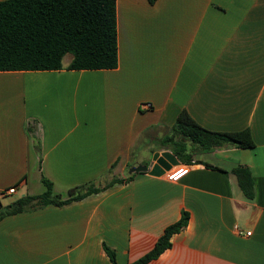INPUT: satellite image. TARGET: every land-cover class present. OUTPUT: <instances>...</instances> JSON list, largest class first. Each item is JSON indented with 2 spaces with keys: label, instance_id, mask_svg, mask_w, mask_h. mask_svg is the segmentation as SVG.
<instances>
[{
  "label": "crops",
  "instance_id": "0c3cea01",
  "mask_svg": "<svg viewBox=\"0 0 264 264\" xmlns=\"http://www.w3.org/2000/svg\"><path fill=\"white\" fill-rule=\"evenodd\" d=\"M116 4L117 68L69 70L63 58L58 71H0V208L43 194L42 178L66 199L155 164L156 152L173 153L161 140L183 110L213 132L250 129L255 146L198 152L175 183L139 172L72 204L7 216L0 264H114L104 245L132 264L183 211L189 224L149 264H264V0ZM240 166L254 200L238 186Z\"/></svg>",
  "mask_w": 264,
  "mask_h": 264
},
{
  "label": "trees",
  "instance_id": "16d2710c",
  "mask_svg": "<svg viewBox=\"0 0 264 264\" xmlns=\"http://www.w3.org/2000/svg\"><path fill=\"white\" fill-rule=\"evenodd\" d=\"M116 0H4L0 1V71H58L62 60L72 54L69 70H110L118 66ZM250 129L240 132H213L196 123L183 110L175 125L161 140L185 164L198 152H208L230 143L240 149L253 148L255 143ZM211 167V165L206 164ZM220 170L217 167H211ZM244 197L255 199L256 191L251 171L243 166L233 169ZM112 178L106 185H87L62 199L54 193L53 184L42 178L46 190L39 196H26L13 204L0 208V220L20 212L45 205L64 206L100 193L115 184L129 182ZM190 221L183 211L178 222L167 227L155 247L132 264H149L172 248V237L182 231ZM110 260L117 264L116 253L103 246Z\"/></svg>",
  "mask_w": 264,
  "mask_h": 264
},
{
  "label": "water",
  "instance_id": "95a60500",
  "mask_svg": "<svg viewBox=\"0 0 264 264\" xmlns=\"http://www.w3.org/2000/svg\"><path fill=\"white\" fill-rule=\"evenodd\" d=\"M155 164L150 166L138 165L130 170V174L134 173H148L151 176L160 177L167 171L171 170L173 166L180 164L179 159L170 151H158L152 156Z\"/></svg>",
  "mask_w": 264,
  "mask_h": 264
},
{
  "label": "built area",
  "instance_id": "2783aa9c",
  "mask_svg": "<svg viewBox=\"0 0 264 264\" xmlns=\"http://www.w3.org/2000/svg\"><path fill=\"white\" fill-rule=\"evenodd\" d=\"M150 107H152L151 106V104H143V107L142 108H144L145 110H149L150 109ZM182 166H185L183 169H181V168H176L175 170L176 171H181V170H183V171H185L186 172V174L183 176V178L186 176V175H188L189 174V172H190V166L188 165V164H186V165H182ZM166 180L167 181H169V182H173V181H170L168 178H167V176H166ZM181 180V179H180ZM179 180V181H180ZM173 183H175V182H173ZM16 193V188H11V189H9L8 191H7V194L8 195H13V194H15ZM234 230L239 234V235H244V232L240 229V228H238V226H236V227H234ZM245 235L246 236H249V235H251V232H246L245 233Z\"/></svg>",
  "mask_w": 264,
  "mask_h": 264
},
{
  "label": "clouds",
  "instance_id": "9594fccd",
  "mask_svg": "<svg viewBox=\"0 0 264 264\" xmlns=\"http://www.w3.org/2000/svg\"><path fill=\"white\" fill-rule=\"evenodd\" d=\"M181 168L183 169L185 166H174V168L172 170H169L168 172L165 173V175L167 176V178L170 180V181H173V182H178L180 179L183 178V176L186 174L185 171L181 170V171H176L175 169L176 168Z\"/></svg>",
  "mask_w": 264,
  "mask_h": 264
},
{
  "label": "rangeland",
  "instance_id": "374dc122",
  "mask_svg": "<svg viewBox=\"0 0 264 264\" xmlns=\"http://www.w3.org/2000/svg\"><path fill=\"white\" fill-rule=\"evenodd\" d=\"M71 58H73V55H72V54H69V55H67V56L64 58L63 62H64V63H67L69 60H71ZM169 149H170V148H169Z\"/></svg>",
  "mask_w": 264,
  "mask_h": 264
}]
</instances>
